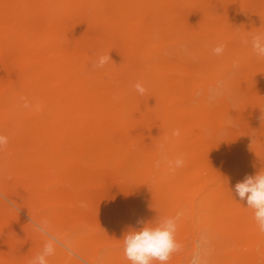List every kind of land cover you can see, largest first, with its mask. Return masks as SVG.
<instances>
[{"label":"bare ground","instance_id":"1","mask_svg":"<svg viewBox=\"0 0 264 264\" xmlns=\"http://www.w3.org/2000/svg\"><path fill=\"white\" fill-rule=\"evenodd\" d=\"M262 31L264 0H0V264H29L48 240L49 264H130L122 239L137 221L196 197L203 214L182 211L168 263L198 224L236 243L234 263L212 264H264L235 193L264 163V60L241 43ZM223 80L240 110L210 98ZM161 144L185 156L174 175L155 166Z\"/></svg>","mask_w":264,"mask_h":264},{"label":"clouds","instance_id":"2","mask_svg":"<svg viewBox=\"0 0 264 264\" xmlns=\"http://www.w3.org/2000/svg\"><path fill=\"white\" fill-rule=\"evenodd\" d=\"M241 43L250 46L252 53L258 58L264 60V31L256 32L248 36H241ZM227 44L217 42L212 47V54L220 57L226 52ZM193 59H196L193 56ZM111 59L110 54L101 55L94 62L93 67L103 68ZM135 91L143 96L147 89L143 82L137 81L133 85ZM22 107L25 109L35 108L40 110L39 104L32 105L27 97H20ZM180 129L171 131L172 137H179ZM9 137L0 134V151L7 148ZM161 159L156 161V167L161 165L167 167L169 174H175L177 169L183 168L186 164L184 154H178L175 158L169 159L164 154V145L159 146ZM235 193L240 200H246L247 207L252 209L253 218L257 228L264 233V168L254 175H246L243 180L235 185ZM138 224L143 227L129 230L123 237L122 247L125 258L130 264H168L173 253L180 250V245L176 240L177 217H161L155 223L138 220ZM56 247L52 240H48L42 250L37 253L29 264H49L48 258L55 254Z\"/></svg>","mask_w":264,"mask_h":264},{"label":"rangeland","instance_id":"3","mask_svg":"<svg viewBox=\"0 0 264 264\" xmlns=\"http://www.w3.org/2000/svg\"><path fill=\"white\" fill-rule=\"evenodd\" d=\"M166 56L171 62L176 58L175 52L170 50L166 52ZM193 61L198 63L201 60L196 57ZM225 83L226 82L223 80L219 83L218 88H211L209 90L210 98L224 99L235 109L240 110L241 99L233 91L226 90ZM260 117L261 116H258L257 118L260 119ZM227 126L236 132L240 131L239 124L234 120H228ZM262 168H264V163ZM204 202L202 197L190 198L185 201H172L170 203L172 217H177V219L180 218L182 211L192 206L196 208L198 217L202 216V206ZM199 221L198 219V223ZM196 225L199 229L189 235L186 246L168 264H212L216 259L226 260L231 263L235 262L236 259L233 252L237 247L234 240L225 238L216 231L207 230L198 224ZM230 253H232V255H230Z\"/></svg>","mask_w":264,"mask_h":264}]
</instances>
